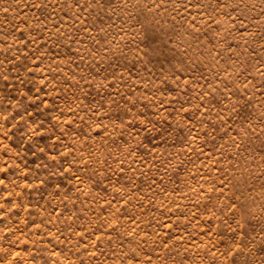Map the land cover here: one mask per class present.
I'll list each match as a JSON object with an SVG mask.
<instances>
[{
  "label": "rangeland",
  "instance_id": "rangeland-1",
  "mask_svg": "<svg viewBox=\"0 0 264 264\" xmlns=\"http://www.w3.org/2000/svg\"><path fill=\"white\" fill-rule=\"evenodd\" d=\"M0 264H264V0H0Z\"/></svg>",
  "mask_w": 264,
  "mask_h": 264
}]
</instances>
